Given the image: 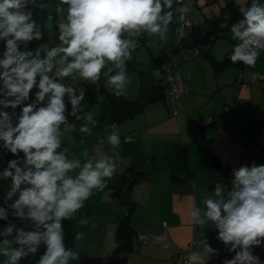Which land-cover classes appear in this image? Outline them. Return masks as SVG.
<instances>
[{
    "label": "clouds",
    "instance_id": "1",
    "mask_svg": "<svg viewBox=\"0 0 264 264\" xmlns=\"http://www.w3.org/2000/svg\"><path fill=\"white\" fill-rule=\"evenodd\" d=\"M176 3L60 0L55 9L58 43L33 51L29 43L44 37L29 7L36 0H0V41L4 44L0 56V148L16 157L0 171V180L9 182L0 203V221L5 222L0 227L2 264L35 258L41 248L44 251L35 264H75L80 260L79 251L65 244L63 222L75 218L94 190L107 187L117 169L121 138L119 126L113 122L104 128L110 152L86 153L82 161L61 150L65 133L75 131L68 115L83 121L79 131L86 136L98 125L82 103L85 88L64 80L97 85L105 75L114 94L125 95L131 83L127 62L139 39L145 35L166 39L174 18L183 20L190 12V3ZM239 13L240 18L230 25L231 16L225 14L219 27H230L231 38L237 42L229 56L231 62L254 67L264 52V2L250 0L239 6ZM148 44L151 46V41ZM154 75L159 79L160 71L155 70ZM232 176L230 186L215 183L213 194L203 200L204 207L191 210V220L197 226H214L217 239L234 253L222 264H264L254 254V248H264V165H241L233 169ZM79 222L88 223L83 218ZM82 235L77 233L75 240ZM199 243L201 249L189 250L183 264H206L218 254L205 239ZM111 247H119L114 238Z\"/></svg>",
    "mask_w": 264,
    "mask_h": 264
},
{
    "label": "crops",
    "instance_id": "2",
    "mask_svg": "<svg viewBox=\"0 0 264 264\" xmlns=\"http://www.w3.org/2000/svg\"><path fill=\"white\" fill-rule=\"evenodd\" d=\"M226 1H206L210 17L198 24L195 22L196 7L200 11L199 17H206V13L196 0V6L189 12L193 25L206 28ZM41 3L47 7H38ZM59 3L60 0H36L35 5L29 6L44 32L42 40L29 43L30 50L58 43L55 9ZM49 15L53 17L51 21L47 19ZM172 25L164 40L156 38L152 43L148 35L143 36L141 42L146 48L145 54L136 50L127 63L146 67L151 56H157L172 44L177 34V28L173 29ZM236 43L229 33L227 42H219L216 48L214 43L213 59L195 56L187 49L172 57L170 69L163 66L159 70L158 80L161 79L160 83L165 87L154 82L148 84L147 101L142 111L117 124L121 144L116 150L119 154L116 172L107 180V187L103 191L94 190L92 197L70 220L75 236L83 234L78 241L74 236L79 252L92 258L112 253L111 243L118 225L129 213L134 250L128 264H182L179 255L187 252L194 242L195 247L191 250L199 251L202 239L218 251L217 255L207 259L206 264H222L225 259L232 258L234 253L228 252L217 239L214 226L194 225L190 212L194 207H204L203 200L213 194L215 183L230 186L233 169L250 166L253 162L264 165V81L253 79L255 73L264 76V52L244 75L242 64L230 61L219 66L214 63V60L224 61ZM3 50L4 44L0 41V56ZM167 73H172L178 81L176 96L166 85ZM129 78L131 83L126 86L123 97L134 100L139 97L141 81L139 75V79ZM64 82L85 88L82 103L98 125L91 136H86L79 131L83 121L68 115L75 131L65 133L61 150L66 149L70 158L75 156L82 161L86 159V153L110 152L111 146L107 144L104 132L105 126L112 124L106 95L114 91L107 84L106 76L102 75L97 85L81 84L78 79L71 78H65ZM65 102L70 112L67 97ZM206 119H212V122L203 124ZM126 138L130 140L126 141ZM82 139L84 143L80 142ZM5 163V156L0 151V167ZM107 190H111L110 195ZM82 218L88 223L82 225L79 222ZM140 237L146 240L141 241ZM254 254L264 261V248H254ZM3 259L0 257V264Z\"/></svg>",
    "mask_w": 264,
    "mask_h": 264
},
{
    "label": "trees",
    "instance_id": "3",
    "mask_svg": "<svg viewBox=\"0 0 264 264\" xmlns=\"http://www.w3.org/2000/svg\"><path fill=\"white\" fill-rule=\"evenodd\" d=\"M261 2H264V0H261ZM248 3H250V0H247L242 4ZM242 4L238 3L235 0H228L223 6H221L219 14L208 21V26L206 28L201 29L198 25H193L186 31L185 35L180 40H177L175 34L172 44L165 47L157 56H151L146 67L134 66L130 62L127 63L126 70H133L139 75L141 81L140 94L139 97L134 100H127L123 96L117 97L114 92L107 93L106 99L110 103L111 122H115L116 124H118L124 119L132 117L141 112L145 102L147 101L146 92L148 84L156 83L157 85H161L160 82L162 80H158L155 77L154 71L157 69L161 70L166 62L170 61L172 57L176 56L183 50H191L195 56H205L213 59L211 50L214 43L216 42V39L222 37L228 38V34L231 33L230 27L222 29L219 27V25L224 22L225 14H230L231 16V19L228 21L229 25L239 19V6ZM178 22L179 18H174L172 25L174 27L173 29L177 28ZM231 53L232 50L226 54L224 61L214 60V63L219 64V66L226 64V62L230 63L231 60L229 59V56ZM238 64H242L243 66V63L238 62ZM166 85L170 88V84L168 83V81ZM164 87L165 85H163L161 88ZM0 151L6 159L5 165L0 167V171H2L3 168L7 166V161L16 157L12 156L11 153L6 154L2 148H0ZM8 183V181L0 180V186H5ZM0 203H2V198H0ZM129 215L130 214L128 213L125 219L121 220L118 225L115 241L119 243V247L115 248L112 253L101 258H92L85 255L84 253L79 252L80 260L78 262H75V264H128L130 255L134 250V231L129 222ZM4 223V221H0V227H2ZM17 223L19 224L20 222L17 221ZM63 227L66 246L77 250L75 248V234L71 225V221L65 220L63 222ZM43 251L44 249L41 248L35 258H25L20 261V264H35V260L38 259L39 255H41Z\"/></svg>",
    "mask_w": 264,
    "mask_h": 264
},
{
    "label": "built area",
    "instance_id": "4",
    "mask_svg": "<svg viewBox=\"0 0 264 264\" xmlns=\"http://www.w3.org/2000/svg\"><path fill=\"white\" fill-rule=\"evenodd\" d=\"M183 3H190L191 10H193L194 7L196 6V0H177L176 5L177 6H180ZM37 15L39 17L42 16L41 13H37ZM192 25H193V22H192V20H191V18L189 16V13H188V15L183 20L179 19V22H178V25H177V34H176L177 40H180L185 35L186 31L192 27ZM242 67H243V72H246V70L248 69V67L245 66L244 64H243ZM166 79H167L168 83L170 84V90L176 96L178 94V92H179V86H178V81H177L176 77L172 73H167L166 74ZM253 79L254 80H262V81H264V76L262 74L255 73L253 75ZM211 121H212L211 119H206L203 122V124H210ZM125 140L126 141L127 140H130V138H126ZM107 194L110 195L111 194V190H107ZM140 240L141 241H145L146 239H144V237H140ZM191 249H193V244H191L189 250H191ZM189 250L187 252L186 251L185 252H182L179 255L180 256V259L182 261V264H183L185 258L187 257V255L189 254Z\"/></svg>",
    "mask_w": 264,
    "mask_h": 264
},
{
    "label": "rangeland",
    "instance_id": "5",
    "mask_svg": "<svg viewBox=\"0 0 264 264\" xmlns=\"http://www.w3.org/2000/svg\"><path fill=\"white\" fill-rule=\"evenodd\" d=\"M206 1H208L209 3H211L213 0H198V6L199 7H202V8H204L205 9V13H206V17H199L198 15H199V13H200V11L198 10V7H196L197 8V12H196V17H195V22L196 23H198V24H200V23H203V22H205L206 21V18H209L210 17V13L208 14V10H207V5H206ZM247 0H237V2L238 3H240V4H242V3H245ZM149 38L151 39V41H152V43L154 42H156V38H158V37H155V36H149ZM141 38L139 39V41H138V49H137V52H139V54L141 53V54H145V52L144 51H146V48H145V46L144 45H142V42H141ZM227 42L228 41V38L227 37H222V38H218V39H216V42H215V45H214V47L219 43V42ZM213 47V48H214ZM216 48V47H215ZM222 48H219V50H221ZM223 50V49H222ZM140 58V57H139ZM171 64H172V62L170 61H168V62H166L165 64H164V69H166V68H169L170 69V67H171ZM165 66H166V68H165ZM128 76L129 77H136L137 79H139L138 78V75L135 73V72H132V71H129L128 72ZM166 76V75H165ZM167 80V79H166ZM5 190H6V186H0V198H2L3 197V195H4V192H5Z\"/></svg>",
    "mask_w": 264,
    "mask_h": 264
},
{
    "label": "water",
    "instance_id": "6",
    "mask_svg": "<svg viewBox=\"0 0 264 264\" xmlns=\"http://www.w3.org/2000/svg\"><path fill=\"white\" fill-rule=\"evenodd\" d=\"M245 72H242V75H244Z\"/></svg>",
    "mask_w": 264,
    "mask_h": 264
}]
</instances>
